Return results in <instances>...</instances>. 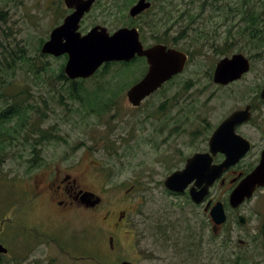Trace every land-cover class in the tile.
I'll return each mask as SVG.
<instances>
[{
    "label": "rangeland",
    "instance_id": "1",
    "mask_svg": "<svg viewBox=\"0 0 264 264\" xmlns=\"http://www.w3.org/2000/svg\"><path fill=\"white\" fill-rule=\"evenodd\" d=\"M136 1L98 0L86 16L83 30L94 24L113 30L130 23L128 10ZM152 3L134 23H140L143 40L147 43L155 39L166 41L170 46L191 53L190 61L182 73L165 83L158 94L137 109L127 102L125 90L144 72L145 63L140 57L131 63L109 64L84 82L77 80L75 87L81 88L79 94L97 101L91 104L96 112L103 113L104 106H108L106 113L99 115L87 112L80 101L70 99L71 80L56 77L65 64L64 55L39 56L51 29L67 14L63 0H0V45L24 48L21 53L33 59L30 71L17 69L16 73L3 77L13 81V93L25 92L17 101L24 98V105L35 108L27 112L28 129L40 126L63 138H49L38 145L41 160L35 163L27 161L32 148L23 140V130L17 140L2 151L0 222L4 218L5 221L0 241L10 252L0 255V264H95L94 260L105 264L113 260L106 253L107 238L104 239L97 215L73 212L72 237L69 229L44 227L46 211L42 203L29 208L26 190L35 185L40 167L57 164L65 167L80 158L90 166L99 165L100 170H93L90 175L96 188L106 182V192L102 194L104 206L109 205L110 200L115 204L111 206L118 208L122 204L119 199L128 198L135 210L131 218H139L147 229L145 244L155 241V214L163 213L165 208L171 211L168 216L173 220L171 240L174 243L167 258L156 262L152 256H143L139 259L141 264H234L235 250L247 258V264H264L263 237L258 234L264 220V191L255 192L239 206L241 213L248 217L245 231L227 206L229 190L220 186L212 189L209 197L225 203L226 227H231L232 231L212 237L210 227L205 224L199 241L192 218L183 219L189 209L182 203L187 201L185 195L173 196L161 184L166 175L184 165L191 152L203 147L202 139H207L224 117L250 103L256 94V111L251 121H263L264 103L258 100L264 85L263 45H255L251 50L222 45L229 37L228 28L249 25L247 12L260 10L261 0H152ZM182 31L184 34L174 42L173 38ZM222 48H226V55L241 52L252 61L250 70L241 79L226 86L212 83L208 76L215 62L223 57ZM113 90L115 94L111 93ZM167 98L172 99L165 105L169 118L161 115L155 118V112L150 114ZM166 121L174 127L172 138L169 146L157 145L163 135L156 128ZM240 130L250 133L252 126L246 124ZM168 150L170 154L166 155ZM252 157L253 152L241 166ZM132 181L136 186L128 189ZM30 226L58 237L71 253H63L56 242L40 243L38 237L29 236L32 235L28 230ZM186 226L190 231L185 238L181 229L185 230ZM238 237L248 240L247 246L238 243Z\"/></svg>",
    "mask_w": 264,
    "mask_h": 264
},
{
    "label": "flooded vegetation",
    "instance_id": "2",
    "mask_svg": "<svg viewBox=\"0 0 264 264\" xmlns=\"http://www.w3.org/2000/svg\"><path fill=\"white\" fill-rule=\"evenodd\" d=\"M149 1H150L149 8L145 9L140 14L134 17L130 16V23H126L122 26L138 28L139 39L144 45V47H147V46H150L156 43H162L167 46H170L166 41H163V40L155 39L154 42L152 43L145 42L142 37L140 23L139 25L137 24L134 25V23L139 21L140 17L144 13H146L148 9L152 7L153 5L152 0H149ZM97 4H98V0H95V2L91 6V9L87 13H85L84 16L81 18L79 22V31L82 34L86 33L91 27L95 25L105 26L102 24H94L88 29L83 30L84 29L83 22L86 16ZM69 12H71V10L67 9V14ZM116 29L110 30L109 28H107L109 33H112ZM139 57L140 56H135L129 61H110V62H107L103 66L105 67L113 63H124V64L131 63ZM140 58H142V60L145 63L144 72L141 75L142 77L147 71L148 65L146 63L145 57H140ZM249 59H250V62H252L250 57ZM212 72L210 70L208 72V76L211 79L212 83L218 86H226V85H229L237 81L235 80L226 85L217 84L213 81ZM141 77H139L138 80ZM138 80L134 81L125 90V96H126L127 102L135 109L141 107L142 104L148 98H150L153 95L158 94V92L161 91L160 88L153 91L151 94H149L144 99H142L139 105L135 106L129 101L127 97V91ZM104 81L109 82V80H104ZM260 91H259L260 99L258 100L264 103V98L260 97ZM111 93L115 94L116 91L111 92ZM256 96L252 97V101L250 103L245 104L244 107L242 108H238V109H243L246 106H249V110H250L249 120L246 122L237 124L235 126L236 132L242 135L247 140H249V142L251 143V147L248 150V152L245 154V156H243L236 164L229 166L221 174V176L217 180L214 181L213 185L209 188V195L207 196V198H205L204 201L200 203H196L191 200L190 195H189V190L194 185V181L191 182L187 186V188L181 192L172 191L165 186L164 184L165 178L174 170L171 171L168 175H166L163 181L161 182V184H163V187L165 188V190L168 191L169 194L173 196L185 195L187 201L182 202V203L186 205L189 209L186 213H184L186 218H183V219L189 220L187 219L188 216L192 218V221L194 223V231L196 232L198 236L197 240L199 241L201 239V236L203 235V229H204L205 224L210 227L211 232H212V237H217L224 232L230 233V231H232L231 227H228V226L226 227L228 218L226 222L216 227V232L213 231L214 223L210 217V209L212 205L214 204L215 199L209 197L210 192L212 189L216 188L217 186L227 188L230 191L245 174L250 172L258 164L261 153L264 150V113L262 116V119H263L262 122L251 121L253 118V113L254 111H256V102L254 101ZM170 100L172 101V99L167 98L165 101L161 102L159 105H156L157 108L152 109L150 114L155 112V115H154L155 118H161V116H163L164 119L169 118L170 117L169 112L167 111V107L165 105L170 104ZM105 107L107 108L108 106L106 105ZM106 108L104 109L103 114L106 113ZM155 118L153 117V119ZM246 124H250L252 126V132L246 133L240 130V128ZM173 129L174 127H172L171 122L166 121L162 124H159V126L156 128V131H158L160 135H163V137L159 138L157 145L169 146V140H171L172 138ZM212 132L210 133V135L212 134ZM210 135L208 136L207 139L205 138L202 139V141L204 142L202 148H197L185 158L184 165L187 159L193 156L194 154H197V153L204 154V153L209 152L208 142H209ZM257 141H258V144H256ZM252 152L254 154V157H252L251 160L247 161L245 163L246 164L245 166H241V163H243L245 158L248 157ZM165 154L169 155L170 151L169 150L166 151ZM30 158H32V156ZM39 158H40L39 159L40 161L41 155H39ZM210 158H211V164H219L224 159V155L221 152H217L215 154L210 153ZM160 160L162 161V158ZM27 161L30 162V159H28ZM184 165L182 167L177 168L176 170L182 169ZM93 170L99 171L100 170L99 165L90 166L88 164H85L82 158H80L78 162L74 164L71 163L70 165L65 166V167L61 166L60 164L53 165L52 167H46V166H44L43 168L40 167V172L38 175H36V180L34 183L35 185L32 186L30 189L26 190L27 191L26 193L28 195L27 198L29 201V208L31 206V209H33L37 205V203H42L43 208L46 211L43 213L44 227L48 226L51 228L52 226L54 227L58 226L57 230L63 229V231L64 229H69L72 237H73V212L74 213L76 212L77 213L79 212H83V213L90 212L91 213L92 212L94 215H97L99 217L98 218L99 221L102 223L100 227L104 230V231L102 230L104 232V239L107 238V245L105 247L106 253H108L109 255L113 257V260L111 262H108L105 264H117L125 260L130 261L133 264H141L139 262V259H141L143 256H152V258L156 260V262L157 260L161 258L166 259L167 258L166 254L169 252V249L172 247V244L174 243L173 240H171L173 239L172 232L174 233V230L172 229L173 220L168 216L171 213V211L165 208L163 213L162 211H158L155 214V216L157 217L155 219V223L153 224L155 241L152 242L151 244H145L146 241H144V237L146 235L147 229L146 227H144L143 224L140 223L141 221H139V218H131L132 214L135 213V210H134V207L129 204L128 198L119 199V201H122V204L121 206L118 205V208H116L115 206L114 207L111 206L115 204L111 202L110 200H109V205L104 206V203H103L104 199H103L102 194L106 192V182H104L103 184L97 185L98 188H96V185H94V179L90 175ZM132 182L133 183L129 185L128 189L135 188L136 182L135 181H132ZM256 191H264V188H257ZM84 193L90 194L89 195L90 201H93L94 199H99L98 203H96L93 206H86L84 202V196H83ZM230 213L232 214L233 218H235L236 222L240 224V226L245 231H247L248 217L244 215L243 213H241V209L232 208ZM139 214H136V215H139ZM239 215H244L246 217V222L244 224H241L238 222ZM4 221H5V218L3 219L2 222H0V233L2 231ZM189 229L190 228L187 226L185 227V230L181 229V231L184 232L183 234L185 235V238L188 236L186 234L187 232L190 231ZM28 230L32 232V235H29V236L38 237L40 243L41 242L46 243L48 241L56 242L57 246L60 248V250L63 253H66L68 255L71 253L67 245L64 244V242L60 241L58 237H54L52 234H48L44 232L43 230H37L36 227L30 226L28 227ZM258 230H259V227H258ZM177 231L181 232L179 229H177ZM131 233L132 235L130 236L129 234ZM134 233H135V236H134ZM237 240H238V243L242 244L243 246H247V244L249 243L248 240L240 238V237H238ZM0 243L4 245V243H2L1 241ZM7 249L8 251L6 254L10 252L8 247ZM173 250H176V248ZM240 251L242 252V250ZM234 252H235L233 255L234 264H247L246 257L244 258V256H242L241 253H239L236 250ZM131 253H132V256H131ZM94 262L95 264H99V262H97L96 260H94Z\"/></svg>",
    "mask_w": 264,
    "mask_h": 264
},
{
    "label": "water",
    "instance_id": "3",
    "mask_svg": "<svg viewBox=\"0 0 264 264\" xmlns=\"http://www.w3.org/2000/svg\"><path fill=\"white\" fill-rule=\"evenodd\" d=\"M63 2L72 11L59 25L51 29L48 39L40 47V53L52 56L66 55L62 70L66 78L87 79L106 62L129 61L135 56L145 57L147 71L127 91L129 101L136 106L163 83L183 71L189 58L188 53L162 43L144 47L136 27L122 26L109 33L105 26L95 25L82 34L79 31V22L91 9L95 0H63ZM149 6V0H137L129 8L128 13L134 17ZM249 69V59L243 53L237 52L224 56L215 63L212 78L215 83L226 85L241 78ZM260 97L264 98V87L260 91ZM249 118V106L236 109L212 132L208 142L209 152L224 154V159L219 164H211L209 152L194 154L187 159L182 169L173 171L165 178V186L172 191L181 192L194 181L189 195L194 202H202L214 181L250 149L249 140L235 130L237 124L246 122ZM259 187H264V150L258 164L229 192L227 197L229 207L237 208L250 199ZM89 195V193L83 195L86 206L98 203L99 199L90 201ZM210 216L214 223L213 231L216 232V227L224 223L227 218L222 201H216L212 205ZM238 222L244 224L245 216L239 215ZM6 252L7 248L0 244V253ZM117 264L133 263L122 261Z\"/></svg>",
    "mask_w": 264,
    "mask_h": 264
},
{
    "label": "trees",
    "instance_id": "4",
    "mask_svg": "<svg viewBox=\"0 0 264 264\" xmlns=\"http://www.w3.org/2000/svg\"><path fill=\"white\" fill-rule=\"evenodd\" d=\"M197 1L205 2L207 0ZM247 15L249 25H242L237 29L235 28V26H231L230 28H228L226 35H229V37H226L225 42L222 45H238L239 48H247L248 50L254 49L255 45H263L264 49V0H261L260 10L247 12ZM183 34L184 32L182 31L179 36L174 37V42L178 41V38ZM0 49V104H2V106L0 107V164L3 160L2 151L6 146H10L14 140H17V136L20 134L21 130H23L25 133V135L23 136V140L28 141L29 146L32 148V158H29L30 162L35 163L36 160L38 161L40 155V150L37 149L38 145L48 140L49 138H57L61 140L63 138L57 134H54L51 129L47 130L41 128L40 126L34 128L35 130L28 129L29 123L26 119L27 112L28 110H35V108L24 105V98L20 99V101L16 100L19 95H22L25 92H21L18 94L13 93V81L11 79L4 78L3 75L7 73H16L17 69L23 70L24 72L30 71L32 69L33 59L26 56L24 53H21L24 50V48L21 47L13 49L0 45ZM225 51L226 48H222L220 50V53L225 56ZM39 56L42 57L43 55L40 54ZM62 67L61 69H59L58 73L56 74L58 76L56 77L60 80L69 81L64 76ZM80 80L84 82V80ZM70 83L71 85L68 88V95L70 99L80 101L81 104L87 109V112L91 111L95 114H103L101 112H96L95 109L91 106V104L96 100L88 96L83 97L81 94H79L81 88L75 87L76 84H78L77 81L71 80ZM261 225L262 226L259 228L258 234L262 235L263 237L262 245L264 247V220Z\"/></svg>",
    "mask_w": 264,
    "mask_h": 264
}]
</instances>
